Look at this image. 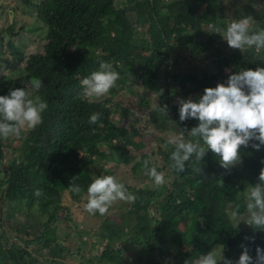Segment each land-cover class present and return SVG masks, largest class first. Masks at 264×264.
<instances>
[{
	"label": "trees",
	"instance_id": "16d2710c",
	"mask_svg": "<svg viewBox=\"0 0 264 264\" xmlns=\"http://www.w3.org/2000/svg\"><path fill=\"white\" fill-rule=\"evenodd\" d=\"M20 2L22 11L35 19L26 31L41 36L42 49L25 51L22 25L14 32L11 24L6 41L0 33V95L14 87L30 89V81L40 78L43 86L34 95L47 101L48 108L35 129L21 132L16 140L0 139V264H64L72 253L80 258L77 264H184L215 247L224 248L223 255L235 264L242 244L255 259L256 247L264 249V230L236 227L228 205L239 204L245 212L242 193L258 181L264 146L259 151L242 146V162L230 171L209 151L199 177L192 171L194 161L186 162L183 172L170 167L173 149L166 140L169 133L198 124L195 119L180 121L178 98L198 100L205 87L226 83L230 73L264 67V53L232 49L221 35L242 16L252 17L254 29L264 28V0H238L233 8L225 0ZM101 61L112 63L120 79L107 96L89 103L80 81ZM134 83L140 87L133 92L139 109L156 103L147 122L115 101ZM159 104L167 105V114ZM94 112L101 118L89 124ZM118 114H124L125 126H138L124 128L114 121ZM142 121L154 128L156 144L131 165L136 183L123 182L135 202L112 205L115 216L97 212L99 220L92 224L97 229L89 235L98 236L93 240L98 246L91 255H82L78 246L84 230L62 206L64 194L80 214L86 212L88 185L96 176L111 175L110 161L129 162L136 138L146 135L138 128ZM7 146L16 155L5 162ZM145 159L165 173V185L157 188L145 174ZM73 177L80 194L68 190ZM36 189L41 197L34 196ZM59 211L66 221L64 238L56 224Z\"/></svg>",
	"mask_w": 264,
	"mask_h": 264
},
{
	"label": "clouds",
	"instance_id": "9594fccd",
	"mask_svg": "<svg viewBox=\"0 0 264 264\" xmlns=\"http://www.w3.org/2000/svg\"><path fill=\"white\" fill-rule=\"evenodd\" d=\"M228 46L241 52L254 49L264 53V28L254 29L251 16L234 19L227 24L221 34ZM264 60V57L261 58ZM120 73L110 62L101 61L97 70L80 81L82 96L89 103L99 102L116 87ZM31 88H11L6 95H0V139L18 136L25 130L35 129L43 122L42 113L48 108L47 101L38 93L43 86L40 78L30 81ZM179 119L198 120V124L188 129L169 133L166 144L172 146L170 167L176 172L185 171L186 162L192 163V171L199 177L204 175L203 159L209 151L218 158L219 165L226 171L242 162L241 147L259 151L264 146V67L240 69L228 75L226 83L218 82L215 87H205L198 100L192 97L178 98ZM167 114V105L157 106ZM101 118L94 112L88 119L89 124H96ZM149 128L146 135L151 134ZM264 164V161H262ZM143 169L157 188L167 183L164 172L157 170L151 159L143 161ZM68 190L80 194L81 188L73 183ZM202 181V180H201ZM223 187V180H218ZM34 196L43 195L40 189ZM245 212H240L237 204L230 212V217L252 227L253 230H264V166L261 167L258 181L248 184L243 193ZM135 195L128 192L123 182L113 175L96 176L87 187V198L84 209L90 214L106 215L109 208L117 201L135 202ZM246 239L254 240V237ZM241 252L235 264H264V249L256 247L255 259L249 255V247L241 245ZM224 248L215 247L197 259L186 260L184 264H233L223 255Z\"/></svg>",
	"mask_w": 264,
	"mask_h": 264
},
{
	"label": "rangeland",
	"instance_id": "374dc122",
	"mask_svg": "<svg viewBox=\"0 0 264 264\" xmlns=\"http://www.w3.org/2000/svg\"><path fill=\"white\" fill-rule=\"evenodd\" d=\"M169 1V0H168ZM225 2L231 4L232 6L231 8H233L236 4H238V0H225ZM255 6H260V4L257 1H253ZM240 4V2H239ZM256 14H261L260 9L257 10ZM242 17H246V16H242ZM241 17V18H242ZM35 21V19L33 18V16L24 11H22V4L20 2V0H2L0 2V33H2L3 37H4V41H6L8 38H11L12 34L9 31L10 30V25L12 24L14 26V32L17 31L19 29V27L22 25L25 27V32H23L20 36L22 42L24 43L23 47L25 49L26 52H33V51H40L42 49V44H43V40L41 39V36L36 35V34H29L27 33L26 29H29L32 27V25L28 26L26 28V26L28 24H30L31 22ZM171 60V59H170ZM183 67L185 69L188 68L187 65H183ZM190 69V68H189ZM140 91V87L138 86L137 83H134L131 86L126 87V89L118 96H116L115 101H117L120 105H122L124 108H126L127 110H131L134 115L136 117H142L145 119V122H147L148 120V115L150 114V112H152V110L154 109V106L156 105L155 101L152 100L151 101V108H147V109H139L135 99L136 96L133 92H139ZM114 121L116 123H118L119 125L123 126L124 128L126 127V129L131 130L134 127H137L138 125L131 122L130 126H125L124 125V114H118L114 115ZM144 122L142 121V125L139 128V131L141 133H146L147 130L149 128L153 129L152 133L149 135H144L143 137L140 138H136V145H134L133 147L130 148V152L133 154L129 160V162L127 164H118V162L116 161H110V170H111V175L117 177L118 180H120L121 182H125L127 184H135L137 179L136 177H134L133 172L131 170V165L133 164V162H139L141 160V155L143 154V152H145L146 150L149 149V147H152V145L156 144L154 142L153 139V134L155 132L154 128L152 127V125L150 124H146L144 127ZM16 140L17 136H12L11 140ZM113 143H115V141L112 138H109ZM6 142H9V139L5 140ZM14 155H16V153L13 151V149L9 146L5 147V162L7 161V159L12 158ZM122 203L123 201H117L116 203L113 204V207H115L118 203ZM62 206L64 208L68 207L72 213L73 218H75L76 222L77 219L79 220L78 224L79 227L82 228L84 231H81L80 234L82 236V239H79V248L82 250V255H91L92 251L97 247L98 245L93 243V240H97L98 236H92L90 237L89 234H91V232L94 229H97L96 226H92V224L95 223V221H98L99 218L97 217V213L95 214H90L87 211L84 212L83 214H80L78 210H76V206L77 204L72 202L69 194L67 192H65L64 194V198L62 201ZM66 206V207H65ZM235 207V205L233 203H230L228 205V211H229V215L231 210ZM109 214H112V216L116 215V211L114 208H111V210L108 211ZM244 214V213H242ZM46 216L44 215L43 219H45ZM234 224H237L236 220H233ZM75 224V222H71V224ZM57 226H58V234L60 236H62L64 238V234L62 233V229L63 226L66 224V221L64 219V215L62 214L61 211H59L58 213V219H57ZM10 226V222H6L4 227L6 229H8V227ZM240 228H246L248 225L246 223H244L243 221H241L239 223ZM183 229H185V226H182ZM85 232V233H84ZM13 233L10 234V236H12ZM13 238V237H12ZM73 252H76V250L74 249ZM79 256L73 255V253L68 256L67 258L64 259V264H77L79 263Z\"/></svg>",
	"mask_w": 264,
	"mask_h": 264
}]
</instances>
